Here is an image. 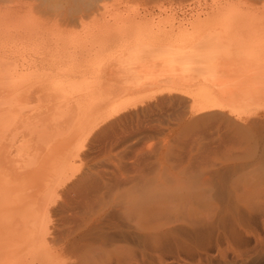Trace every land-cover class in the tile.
Returning a JSON list of instances; mask_svg holds the SVG:
<instances>
[{"label":"bare ground","instance_id":"1","mask_svg":"<svg viewBox=\"0 0 264 264\" xmlns=\"http://www.w3.org/2000/svg\"><path fill=\"white\" fill-rule=\"evenodd\" d=\"M123 1L129 3L134 0H119L118 4ZM137 1L140 4L138 6H143V9L135 8L125 17L119 16L121 12L116 11L117 17L123 18L121 22L115 20L117 17L113 14L118 25L103 29L102 24L93 25L91 22L97 19L100 11L101 16L108 22L111 12L114 11L112 7L109 9L110 0H39L40 3H35L38 16H35L31 9L22 14L31 3L29 0H0V264H51L61 257L63 251L60 253L51 245L48 238L50 235L47 237L37 231L31 234H26V231L24 236H27H19L21 239L15 240L16 243L9 247L8 240H13L14 237L10 238L20 228V225L16 224L17 215L9 214L10 209L22 210L26 204L36 203L30 207L42 209L44 212L48 209L52 211L56 204H52V208L49 204H41L43 201L39 195L48 191L52 173L55 177L59 175L58 169L54 168H59L58 163L67 157L69 148L73 147H69L70 144L76 138L82 139L88 132L97 135L96 130L112 124L113 115L120 109L125 110L123 108L126 107V102L123 96L142 91L145 94V90H154L156 85L158 89L165 87L167 93L162 92L163 95L167 94L168 98L170 96L173 99H176L175 96L182 97L188 105L173 119L172 124L167 123L168 127L165 125L172 133H165L157 128L159 130H154V136L158 138L162 134L163 137H160L167 140L168 134H183L184 130L203 126L214 130L212 135L211 129L208 131L211 142L216 145L205 149L207 155L203 158L207 157L208 161L200 164H196L197 160L194 163L191 160L186 161V164L176 160L172 165H160L155 162V165L159 164L158 167L148 168L149 172L145 175L140 170L139 174H136L140 175L138 178L132 170L126 171L131 172L132 176L126 174L119 182L116 177L115 182H118V185H113L117 187L132 183L128 186L133 192L126 191L127 200L122 198L126 204H118L125 220L134 222L133 226L140 236L154 234L158 238L166 233L161 224H154L152 227L151 221H158L163 217L166 210L164 204H264V0H240L239 4H233L231 0H218L211 10H208L209 13L206 12L207 15L197 13V16L178 23L172 20L161 24L163 20L160 19L149 25V19L154 18V12L151 18H147L149 21L142 20L143 17L157 8L161 12L171 11L168 4L173 0ZM47 14H53L54 19L53 16L51 19L43 16ZM74 27L79 31L67 33V28ZM179 27L183 30L180 31ZM70 87L77 89L71 90ZM136 104L140 109L141 103ZM149 104L152 107L153 104ZM130 107L132 109V106ZM134 109L137 107H134L133 111ZM156 109L158 110L157 105ZM162 109L166 110L164 107ZM162 111L159 109L161 114ZM139 113L140 116L141 112ZM126 115L125 111L123 118ZM166 116L170 120L169 116ZM147 118L148 116L145 119ZM121 120L119 117V121L116 120L115 123ZM152 125L151 131L155 129ZM142 126L143 124L140 127ZM122 127L127 128L125 125ZM133 131L134 134L137 132ZM126 138L128 140L127 136ZM131 138L129 136V139ZM154 140V145H157L158 141ZM172 140L175 143L179 141L176 138ZM184 143L182 142L183 149ZM161 144L164 145L163 142ZM186 145L188 149L185 148L184 151L189 150L188 144ZM157 146H145L151 151L150 157L154 155L155 158V155H158L156 150V153H152L153 148ZM173 149L171 148L172 151ZM186 153L189 156V151ZM186 153L183 152L182 160L188 157ZM139 154L138 156H142ZM139 158L140 162L143 161ZM168 158L171 160L170 156ZM56 160H60L57 165ZM136 170L134 169L135 172ZM80 176L78 175L79 178ZM86 176L89 177L88 174ZM78 182V185L82 184L81 181ZM94 182L97 181H92ZM83 185L84 189L88 187L85 183ZM106 188H110L108 184ZM82 191L80 195L85 192ZM120 194L118 196L121 198ZM86 197L81 198L85 200ZM63 205L61 204L62 207L67 206ZM82 205L84 206L83 203ZM85 205L90 209L86 213L99 210L95 208V204ZM103 205L105 207V204ZM30 207L27 206L28 209ZM27 213L21 215L26 219H19L20 223L33 220L34 216L38 215L31 212L28 216L32 214L33 218L28 219ZM79 213L77 212V215H80ZM95 213L96 211L93 212ZM62 215L65 217L68 213L64 212ZM77 215L73 214L70 218H74L75 222H78L77 227H81L84 222L79 225L75 218ZM70 218L67 217L68 220ZM21 233L22 231H19V234ZM123 236L126 238V235ZM125 240L122 239L124 242ZM103 246L105 249L106 245ZM123 247L126 249L129 245ZM112 251L114 255V250ZM116 255L120 256L118 253ZM55 262L60 264L59 260V263Z\"/></svg>","mask_w":264,"mask_h":264},{"label":"rangeland","instance_id":"2","mask_svg":"<svg viewBox=\"0 0 264 264\" xmlns=\"http://www.w3.org/2000/svg\"><path fill=\"white\" fill-rule=\"evenodd\" d=\"M29 1L31 3L28 4L29 6H26L27 8L24 9L22 14H26L31 9V11H33L35 16H38L39 13L36 8L37 6H35V3L38 4L39 0H29ZM118 1L119 0H110L109 2L110 4L108 3L110 7L109 9H111L112 7V10H114L113 12H115L113 13L110 11L112 15H110V18H109L110 20L109 19L107 20L108 22H106V19H104V17L101 16L100 13H102V11H100L98 14L99 17L97 16V19L92 20L91 23L93 25L102 24L101 28L103 29H111L115 25H118L117 22L122 20L123 19L122 17H125L129 13L131 14L134 11L133 9L141 7V6H138L140 4L137 0L131 1L129 3L126 1H123L120 5L118 4L119 3ZM217 1L218 0H173L171 4H168V8L171 7L172 9V10L170 9L171 11L166 10L167 13L166 11L161 12L160 9L158 11V8H157L151 11V13L149 12L145 17H143L142 20L144 19L147 20V18H151L153 14L152 12H154L155 14L153 15L154 18L152 17L151 19H149L150 21L147 20L149 21L148 25L154 22H158L160 21V19L163 20L160 22L161 24H166L172 20L176 21L175 23H178L179 21H186L188 19H191L197 16V13L202 14V15L203 14L207 15L206 12L209 13L208 10H211V8L216 4ZM231 2L233 4L241 3L240 0H231ZM115 4L119 5V7L117 5L115 6ZM113 6L119 8L120 10L118 11L117 8ZM116 11L118 13L121 12L119 13L121 14L119 16H122V15L123 16L120 18L117 17L118 15L116 14L118 13ZM123 11H125V13ZM157 12L161 13V15ZM113 14H115V16L117 17V19L115 20H118V21L114 20ZM43 16L44 17L48 16V18L51 19L53 14L51 15L47 14ZM111 16H113L112 17L113 19L111 18ZM52 19H54V16ZM154 19L156 20L152 22V20ZM144 21H142V23ZM49 25L51 26V23ZM144 25H147V24H144ZM181 27L184 28L183 25ZM181 27L178 28L180 31L183 30V29H180ZM75 28L77 29V27L67 28V33H74L76 31H79L78 29L75 30ZM79 28L81 29V27ZM73 88L77 89V87H70L71 90H74ZM150 89L145 90V94H143L144 91H142V92H139L141 95H139V93L138 94L134 93L135 95L126 94L125 96H123L124 97L123 99L126 102L124 105L126 107L123 108L125 110H122V109L119 110V112L121 111L120 112L121 115H119V112H117L118 114L116 113L115 115H113V117L111 116L112 117L111 122L113 123L110 125L112 127L108 125V127L106 128L107 126L106 125L105 127H103V129H100L99 131L96 130L97 135H93V133L88 132V134L84 135L82 139L76 138L75 139L76 141L74 140L72 144H70L69 146V147L71 146L73 147L69 148L70 150H69V154L67 153V157L66 158L62 157L64 158L61 160L62 162H60V160H56V165H57V162H60L58 163L59 164L58 166L60 167L59 168L55 167L54 169H58L57 170L58 173L57 171H55L54 173L55 174L57 173L60 176L57 175L58 177L57 178L52 173L51 181L53 182L51 181L49 182L51 187L49 186V189L47 191L48 193L43 192V194L39 195L41 196L40 200L44 202V203L40 202L41 204H49V206H51L50 208L53 207L52 204H56L51 209L52 211H49L48 209L47 211L44 212L42 211V209H37L35 207L33 209V207H30L36 203H34L33 205L26 204V207H24V209L22 210L20 208L19 210H17L16 208L10 209L9 214L11 215L15 214V216L17 215L16 216L17 222L15 220L14 221L16 222V224H18V226L20 225V228L18 229L16 234L10 238L12 239L14 237L13 240H8L7 245L9 247L11 246V244L13 245L16 243L15 240L18 241L19 239H21V237L19 236H22V238L27 236V235L24 236L26 231H28L26 232V234L29 232H30L29 234H31L34 231H37V232H40L42 235L43 234L46 235L47 237L50 235V237L48 238L50 239L51 245L53 247H56L60 253L63 251L61 254L59 253L61 257H58L60 264H264V204H164L166 206V210L164 211L165 215L163 214V217L158 221L157 220L151 221L152 227H154V224L155 226H157V224L159 225L161 224L162 229L166 233L164 236H160L158 238H156L154 234L148 235L149 237L140 236L138 232H136V229L133 226L134 222L131 221V223H129L130 221L128 219L125 220V216L120 212L119 205L126 204L125 200H127V196H128L127 193H131L133 191H131L130 187L128 186V185H132V183L122 184L121 186L119 185L118 187L115 186V185H118L116 183H118L119 180L123 178V176H126V174L131 175L132 173L136 175V174H139L140 170L144 172V170L146 169L145 173L142 172V174L145 175L146 173L149 172L148 168L152 169V168L158 167L159 164L161 165L163 163L167 165L169 164L172 165L173 162L176 160L183 161L184 164H186L185 163L186 161L190 162L191 160L194 163L197 160L196 164H200L201 162L203 163L204 161H208L207 157L203 158L205 155H207L206 150L216 145L215 143L213 144L211 142L210 132L212 135L213 129L209 127H206V128L203 126L193 127L191 129L182 131L183 134L179 132V133H173L172 135H169L170 132L172 133V131L169 132L168 128H167L168 129L167 131L165 125L168 127V124L170 122H171L170 124H172V122H174L173 119L182 113V111L185 109L184 106H187L188 104L186 103L188 102L184 100L182 97L178 98V96H175L176 99H173V98H170V96L168 98L167 94L163 95L165 94L164 92L167 93L165 87H160V89H158V85H156L155 88L153 87L154 90L152 89L150 90ZM162 95L165 97V100ZM148 96H151V97H148ZM152 97L154 98V100ZM138 100L141 101L140 102L141 103L140 109L142 108L141 110L139 109V106H137L136 104L138 103L140 105ZM159 100H162V101H159ZM143 101H146V102H143ZM161 102L165 104H162ZM149 103H151V105L153 104L152 105L153 108L150 106ZM131 104H134L135 106ZM156 105L158 106V110L157 109L155 110ZM129 106H132V109L131 107L129 108ZM134 107H137V109H134L135 111H133ZM148 107H151V108H148ZM163 107L166 108V110L165 109L163 110L162 109ZM143 108H145L146 111ZM149 109L150 110L152 109L151 110L152 112ZM159 109L160 111L163 110L162 114L167 113L166 115L169 116L168 118L170 120L167 119L166 115H162L159 112ZM138 110L139 112H141L140 116H139L140 113L138 112ZM122 111H124L123 113H125L126 111V114H127L126 116H124V118H123ZM150 112L151 114H149ZM142 113L143 115L144 114L145 115L143 116ZM129 115L131 119H129ZM146 115L148 116V118L151 117L149 118L150 120H148V118L145 119L147 117ZM141 116H143V118ZM162 116L163 118H160ZM111 117L109 119H111ZM119 117H120V120L121 118L122 119L126 118V120H123V121L121 120L120 121L121 124L120 122H116L117 123L116 124L115 121L116 120L119 121ZM128 120H132L134 122L130 121V123H128L129 122ZM139 123L143 124L146 130H144L143 126H142L143 129L140 127L141 124L137 126ZM122 124H124L127 128L122 127L124 126ZM151 125L153 127L155 126L154 127L155 129H152V131L150 129ZM119 126L124 130L123 131L124 133L122 132V129ZM134 126L135 128L137 126V128L139 129L137 128L135 129ZM104 128H105V131H104ZM157 128H159L160 130ZM194 128H195V131H194ZM202 129L204 131H202ZM209 129H211L210 132L208 131ZM133 130L135 131L137 130V132H135L137 136H135V134L133 133L134 132ZM154 130H159V131L163 130L165 131V133L169 132L167 140L161 138L163 137L162 134L160 135L161 137L158 136V138L157 136H154L155 134ZM196 130L198 132H196ZM152 132L153 134H151ZM121 135L123 136L125 135L124 136L125 138H123V136ZM181 135H183L182 138H180ZM126 136L128 137L129 141L127 140ZM129 136L130 138L131 137L132 138L129 139ZM148 137H150L151 140ZM145 138H147L148 140ZM175 138L179 140L180 142L178 141V143L177 142L175 143L174 140L171 141V139H175ZM153 139H156V141H158L157 142L158 146L154 145L156 142L155 140L153 141ZM161 139L163 141H161ZM116 140H118L117 143H116ZM168 140L171 142H169ZM162 142L164 143V145L161 144ZM182 142H185L184 149L185 148L188 149V147H185V145L188 144L189 156H188V153H186L188 151H184ZM150 144H152L153 147L157 146V148H153L154 152H152V153H156L158 151V153H156L158 155L157 156L155 155V158L153 154H152L153 156L150 157L151 151H149L148 148L145 147ZM180 145H181V148H180ZM74 146H76L77 149ZM190 147H192L193 149L195 148V149L194 150L190 149ZM171 148L173 149V151L171 150ZM199 148H201L202 150H200ZM136 149L138 152L136 151ZM139 150L141 154H139ZM180 150L181 151L183 150V151L180 152ZM78 152L80 154H78ZM170 152L172 153L170 154ZM183 152H185L188 156V157H184L185 160H182L183 158H181V156L183 155ZM197 152H199L200 155H198ZM138 154L142 155L143 157L138 156ZM167 154H169V156L171 157V160L170 158H168L169 156L166 157ZM75 155H77L76 158L74 157ZM184 156L186 155L184 154ZM209 156L212 157V159L214 158L212 154H210ZM73 157L75 158V160ZM139 157H141L143 161L140 162L141 159ZM194 157H196V159H194ZM166 158H168L169 160ZM187 158L189 159L187 160ZM208 159L210 160L211 158L208 157ZM67 160H70V162H67ZM155 162L159 164L155 165ZM140 163L142 164L139 166ZM131 164H134L135 166ZM147 164H149L150 166ZM130 165H131V168H130ZM151 165L153 166L151 167ZM117 166H118V169H117ZM142 166L143 167L146 166V167L143 168ZM126 167H129V168H126ZM133 167H136L134 168L135 170L138 168L137 170L139 171L137 172L136 170L135 172ZM116 170L118 171L116 172ZM129 170H132L131 171L132 173L126 172ZM112 171H114L115 174ZM67 174H69V176ZM86 174H88L89 177L86 176ZM74 175H76L77 178ZM78 175L79 176L82 175L83 177L80 176L81 178H79ZM137 176L138 175H136V177ZM113 177H114V181H112ZM116 177L118 179L117 180L118 182H115ZM85 178H88V180L89 179L90 180L87 181V179L85 180ZM104 179H106L107 181H105ZM95 180L97 182L92 183V181H95ZM68 181L72 183V185ZM78 181H81L82 184L78 185L80 183ZM84 183L88 185V187H86L85 189L84 187H82L84 186L83 185ZM107 184H108V187L110 188H106ZM97 185H100L101 187ZM72 186H75V187H72ZM43 189L44 187H42V190ZM79 189L81 191L84 189L83 191L85 192L83 191L82 192L83 194L84 193L85 194L80 195L81 191ZM128 190L129 192L125 193ZM120 193L122 194L125 193V194L122 195ZM119 194L121 195V198L120 196H118ZM44 196H48V197H44ZM81 197H84V198L86 197V199L83 200L84 198L82 199ZM122 198L125 200H123ZM37 203L40 204L39 202ZM82 203L84 204V206L82 205ZM91 203L92 205L95 204L94 206L97 205L95 208L97 209L99 208V210H101L103 206V209L99 211V210H96L92 206L95 209L93 212L96 211V213L95 214H93V212L86 213V211H89L90 209L89 207H85L87 206L85 204L90 205ZM61 204L62 205L67 204V206L63 205L64 207H62ZM75 204H78V205H75ZM103 204H105V207ZM79 205H81L82 207H80ZM27 206L33 210H31L30 208L28 209ZM55 206L60 207L62 210L60 208L57 209V207ZM68 206L69 208H66ZM98 206H100L101 208ZM83 208L84 209L87 208V209L83 210ZM76 209H80V210L77 211ZM112 209H119V210L112 211ZM75 211H77L78 213L80 212L79 213L80 215H77V212ZM107 211L108 213H106ZM26 212H28L27 213L28 219L33 218L32 214L28 216V214H30L31 212L33 213L36 212L38 215L36 217L34 216L33 220L30 219L31 221L29 220L28 222H23L22 224L19 222V219L21 220H23L24 218L26 219V217L23 218L21 216L23 214L26 215ZM64 212L65 214L68 213V216L65 215L64 217L62 215L64 214ZM116 212L119 215L116 214ZM73 214L74 216L77 215V217L75 218H76V221L77 220L79 221V225L83 224L84 222L85 229H84V225H81V227L80 226L77 227L76 223L78 222H75L74 218H70V216ZM113 215H116V216H113ZM67 217L70 219L68 220ZM82 219H84L85 221ZM91 220L93 223L91 222ZM111 221H113L112 222L113 224L111 223ZM45 223L47 224L44 226ZM30 225H33L34 227H31ZM22 226H25V227H22ZM46 226H48V228H45ZM26 227L28 229H26ZM130 227H131V231H129ZM38 229H42V230H38ZM45 229L47 231L46 234H45L46 232ZM19 231H22V233L19 234ZM127 233H129V235ZM123 234L126 235V238H124L125 236H123ZM51 236H53V238ZM122 239L124 240L126 239L125 242L122 241ZM105 243H107L108 245ZM126 244L129 245V248H126V249H124V247L122 248V246ZM92 245L93 247H91ZM103 245H106L105 249H103L104 248ZM127 249L130 252H128ZM112 250H114V255H113ZM117 250H119L120 252ZM121 251H125V252H121ZM116 253H118L120 256L116 255ZM114 257H116L117 259H115ZM56 259L51 264H54V263L57 264L55 261L58 262V260Z\"/></svg>","mask_w":264,"mask_h":264}]
</instances>
